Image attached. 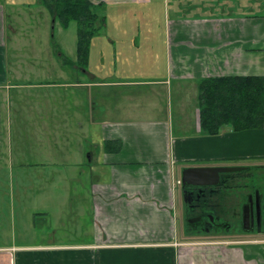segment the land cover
Wrapping results in <instances>:
<instances>
[{"label":"crops","instance_id":"crops-1","mask_svg":"<svg viewBox=\"0 0 264 264\" xmlns=\"http://www.w3.org/2000/svg\"><path fill=\"white\" fill-rule=\"evenodd\" d=\"M90 1L103 9L98 32L107 33L115 55L119 47L128 56L134 50L158 46L160 62L152 55L145 62L159 63L161 74L132 78L128 72L119 80H110L102 73L74 75L55 56L49 63L44 59L49 64L46 68L40 66L42 57L30 59L37 70L70 80L58 84L65 88L63 92L53 95L43 89L48 104L33 106L41 111L53 104L52 96L63 98L65 109L80 107L81 111L74 119L66 116L69 126L87 131L82 130L74 154L55 155L54 159L47 154L49 162L36 157L34 166L39 167L34 169L55 177L42 188L17 186L19 193L14 197L8 187H0L6 193L0 195V264H264V238L254 239L264 237V230L246 234L247 240L237 247L188 251L178 229L183 222L186 230L178 184L185 167L264 159V128L204 136L198 108L199 86L205 79L264 76V0ZM4 10L0 3V96L10 88L24 87L10 80L8 48L10 44L17 48L18 39L8 43ZM159 10L164 16L160 25L153 23ZM50 19L46 43L54 31L51 15ZM153 69L159 70L158 65L149 72ZM85 74L92 80L86 81ZM138 79L147 80L151 90L138 92L132 87L141 83L133 82ZM88 89L96 91L95 99H90ZM142 94L164 95L165 101L175 94L177 119L190 109L193 132L177 135L174 115L164 111L162 116L159 104L151 106L152 116L139 114L137 102ZM3 166L1 161L0 170ZM257 169L247 173L252 176ZM242 174L237 179L246 181L247 174ZM260 192L264 197V191ZM18 207L30 209V219L24 215L18 222L24 231L49 242L18 243L17 219H11Z\"/></svg>","mask_w":264,"mask_h":264},{"label":"rangeland","instance_id":"rangeland-1","mask_svg":"<svg viewBox=\"0 0 264 264\" xmlns=\"http://www.w3.org/2000/svg\"><path fill=\"white\" fill-rule=\"evenodd\" d=\"M0 3L5 7L3 11L6 25L5 36L8 39V43L11 42V40L15 41L18 39L17 48L11 44L8 48L9 69L11 74L10 80L14 86H24L20 88L13 87L14 89L10 88L6 95L0 96V154H2L0 162L2 161L6 164V166H3L0 170V187H8V194L15 197V194L19 193V191L16 192L17 186L18 189L25 187V190L34 185H40L42 188V186L54 180V176L44 173L41 169H34L39 167L34 166L36 165V157H39V160L49 162L45 159L47 154H52L53 159L55 155L59 156L67 152L74 154L78 147L76 141L78 142L80 140L82 130L86 132L87 129L80 127L71 128L69 126V120L66 119V116L68 119H74V115L77 113L81 114V111L80 107H74L73 110L70 108L69 111L65 109L63 98L58 99V97L52 96V105L42 107L43 110L41 111L37 110L36 105L41 103L48 104V96H46V92H43V89L49 93L52 92L53 95L54 93H58V91L63 92L65 88H61L58 84L61 82H69L70 80L67 78H60L53 73L48 74L47 72L39 71L34 68V64L30 61L35 55L40 56L42 57L41 59H43L40 66L45 68L48 67V63L54 59L53 56H55L56 60L60 61L61 64L64 58H70L74 62H77V23L71 22L68 28L62 27L59 22L56 23L55 30L53 31L54 39H49L46 43L45 40L47 38L45 33L47 27L50 26L51 19L48 11L41 2L39 3L38 0H0ZM102 11L103 9L98 10L100 16H103ZM155 15L153 23L159 25L163 23L164 16L160 14V10ZM112 22L116 23L115 20ZM102 30L97 32V35L92 40L90 47L91 56L89 54V66L84 67V69L78 64L72 68L70 65H63L66 71L73 72L74 75L77 76L85 71L93 73L95 76L102 73L103 78L110 80L114 77L117 79L122 78L123 74L128 75L129 73L132 78H140L146 73L155 75L161 74L159 63L151 65L145 62L149 55H152L154 59L157 58L159 61L160 56L158 55V57H156L158 49H160L158 46L155 47V45H153L152 49L147 48L141 51L134 50L132 54L128 56L123 55L122 49L119 47L115 55V51L107 42V33ZM16 58L26 59V62H20V64L14 60ZM46 58L48 63H44V59ZM130 59H132V62ZM156 65H158L159 70L153 69L149 72L151 67L155 68ZM126 66L131 67V69L128 70ZM15 73L17 75H14ZM85 80L91 81L92 77L89 74L87 77L85 74ZM146 81L147 80L142 79L133 81L141 83L132 85V87H135L138 92H147L151 90V86H148V84L145 83ZM88 91L90 99H95L96 91L94 89H88ZM162 91H164V89H162ZM142 95L143 97L137 102L139 114L152 116L153 111H150L151 106L159 104L163 108V112H160L162 116H165L164 111H167V114L174 115L173 129L177 135L193 132L194 129L190 126V124L193 123V116L190 109H187L186 114L181 120L177 119L176 111L179 109V106L176 105L178 98L175 97V94L172 97L170 96L168 101H165L166 98L164 95L159 97ZM82 102L83 99L81 103ZM34 103H36L35 106H33ZM82 114L85 117L86 114H84V112ZM71 116L73 118H71ZM83 121L85 122V118H83ZM73 123L78 122L75 121ZM226 132L229 133L231 131L223 130L221 135ZM89 147L90 145H87L86 149ZM58 159L63 160V158ZM225 164L251 165L254 166L255 169H258L253 170L252 176L247 172L244 174L238 173L242 174L243 177L247 174V180H239L231 183V185L228 186L229 188L224 189V191L221 190L220 192L224 194V200L223 198L219 200L218 197L207 198V202L210 203V205L207 206L208 209L213 212L219 223L229 224L230 232H212L206 235H192L185 232L186 230L183 228V222L179 224L180 242L185 244L183 248L188 249V251H190V248L194 247H237L241 245L242 241L247 240L246 234L238 231L242 228L241 211L243 207L241 201L256 188H259L260 191H264V159L258 161L250 160L247 162L225 161ZM22 165L24 167H21ZM35 189H38V187H35ZM3 194L6 193L3 190L0 191V195ZM25 194L27 195L28 192H25ZM26 206L28 205H24V208ZM262 206L263 212L262 209L261 212L264 219V199ZM24 215H26V218L30 219V209H26L25 211L23 208L18 207L17 211L11 216L14 222L15 219H17L15 238L18 243L28 241L33 243L49 242L47 239L42 241L41 237L34 238L32 232H26L28 230L24 231L23 226H20L18 223L21 220L20 218L22 216L24 217ZM7 226L4 228L6 229ZM254 237V239L258 241L264 238L263 236Z\"/></svg>","mask_w":264,"mask_h":264},{"label":"trees","instance_id":"trees-1","mask_svg":"<svg viewBox=\"0 0 264 264\" xmlns=\"http://www.w3.org/2000/svg\"><path fill=\"white\" fill-rule=\"evenodd\" d=\"M39 1L52 17L53 30L58 22L64 28H68L71 22L77 23V62L64 58L62 65L75 67L78 64L82 68L86 67L92 40L103 21L98 7L90 0ZM198 108L200 130L204 136H217L223 130L238 133L263 129L264 76L205 79L199 86ZM235 174L232 176H236ZM224 177L227 178L228 175ZM222 193H217L220 200H224ZM189 216L187 213V217ZM186 231L191 233L188 224Z\"/></svg>","mask_w":264,"mask_h":264},{"label":"water","instance_id":"water-1","mask_svg":"<svg viewBox=\"0 0 264 264\" xmlns=\"http://www.w3.org/2000/svg\"><path fill=\"white\" fill-rule=\"evenodd\" d=\"M54 28V27H53ZM254 168V167H253ZM247 170V167L241 166H191L185 167L181 172V185L182 186H194V187H217L221 183V177L225 174L241 173ZM224 191V190H223ZM218 197V196H217ZM261 194L256 192V201L253 196H249L248 202L242 208L241 226L238 231L241 233L250 234L253 232L262 233L264 230L263 209L261 208ZM219 198V197H218ZM186 200V196L184 197ZM262 209V212H261ZM212 212L211 210H208ZM213 213V212H212ZM187 217V215H185ZM215 219L214 214L209 216L210 223ZM201 217H193L189 220H185V228L187 224L199 222ZM218 220V219H217ZM229 224L224 223L220 230L212 231L230 232ZM256 228V229H255ZM187 232V231H186ZM209 230L206 232L207 234ZM211 232V233H212ZM206 233H204L206 235ZM210 233V234H211ZM190 234L195 235L194 232Z\"/></svg>","mask_w":264,"mask_h":264},{"label":"flooded vegetation","instance_id":"flooded-vegetation-1","mask_svg":"<svg viewBox=\"0 0 264 264\" xmlns=\"http://www.w3.org/2000/svg\"><path fill=\"white\" fill-rule=\"evenodd\" d=\"M224 166H241V167H247V170L244 172H249L253 169V166L251 165H224ZM233 174H225L221 177V183L217 187H194V186H182V194L183 198L186 196V200L184 199V212L187 215V213L190 214L189 217H185V220H189L193 217H201V220L199 222L191 223L190 228L191 232H194L195 235H205L209 230V234L212 231H218L221 229L224 223H219L218 220L215 218L212 223H210L209 216L211 215L208 211V207L210 203H208L207 198L208 197H217V193H219L221 190H224L226 188H229L228 186L231 185V183L239 181L236 176H232ZM225 178L224 176H227ZM258 190H253L250 194H248L242 202V207L247 204L249 196H253L254 201H256V192ZM260 192V191H259ZM261 194V207L263 202V195ZM208 209V210H207ZM256 229V228H255ZM207 234V233H206Z\"/></svg>","mask_w":264,"mask_h":264},{"label":"built area","instance_id":"built-area-1","mask_svg":"<svg viewBox=\"0 0 264 264\" xmlns=\"http://www.w3.org/2000/svg\"><path fill=\"white\" fill-rule=\"evenodd\" d=\"M178 184H180V185H181V180H179V181H178Z\"/></svg>","mask_w":264,"mask_h":264}]
</instances>
